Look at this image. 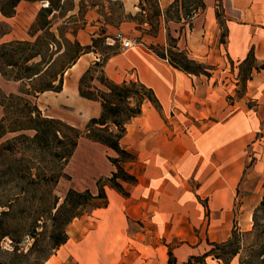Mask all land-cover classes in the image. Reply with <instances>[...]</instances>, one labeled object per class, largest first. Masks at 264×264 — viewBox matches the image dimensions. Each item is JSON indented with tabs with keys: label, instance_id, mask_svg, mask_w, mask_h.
Returning a JSON list of instances; mask_svg holds the SVG:
<instances>
[{
	"label": "crops",
	"instance_id": "obj_1",
	"mask_svg": "<svg viewBox=\"0 0 264 264\" xmlns=\"http://www.w3.org/2000/svg\"><path fill=\"white\" fill-rule=\"evenodd\" d=\"M226 13L225 43L214 57L215 66H224L210 76L185 73L142 43L107 59L109 78L139 80L159 102L158 107L144 102L121 138V145L135 154L128 168L137 180L124 183L127 196L105 185L106 206L92 210L93 234L89 230L76 241L68 237L44 264H61L68 257L77 264H189L191 256L204 254L214 242L228 241L234 231H251L253 207L248 209L247 195L237 190L264 170L262 158L251 162L263 140L264 0H229ZM207 18L215 28L211 7ZM78 38L82 44L91 42L86 29ZM250 50L255 64L263 67H253L245 93L228 100L239 81L228 86V77L237 76ZM98 57L93 51L82 54L69 68L70 79L54 92L81 108V122L101 111L99 101L78 91L80 76ZM247 94L257 99L253 108L247 105ZM201 264L223 263L207 255ZM229 264H239L238 257Z\"/></svg>",
	"mask_w": 264,
	"mask_h": 264
},
{
	"label": "rangeland",
	"instance_id": "obj_2",
	"mask_svg": "<svg viewBox=\"0 0 264 264\" xmlns=\"http://www.w3.org/2000/svg\"><path fill=\"white\" fill-rule=\"evenodd\" d=\"M200 1L204 3L202 7L199 6ZM173 2L174 0L149 1L143 4V9L140 0H64L62 9L59 12L56 11L53 16L50 30L59 41L61 36H65L70 40L77 39L81 43L78 34L80 30L86 29L87 34L91 35V39L92 37L97 38L94 43V50L97 52L94 53H98L101 58L111 54V48H108L106 43H113L117 49L121 50L119 37L121 34L136 40V43L138 40L143 41L144 45L151 46L168 57L171 56L170 51H182L188 58L202 63L209 74H212L215 69L223 68L224 65L215 66L214 57L221 54L220 46L225 43L223 25L228 16L226 8L229 0H178L175 6H171ZM46 4L45 0H22L16 6L12 16L0 15V23L6 30V33L0 37V42L34 40L35 36L31 35L33 25L38 11ZM197 6L199 7L194 9ZM207 7L214 10L215 28L209 24ZM103 30L105 33L102 32ZM91 31L93 33H90ZM102 34L108 37L104 39ZM50 48L56 52L55 45L52 44ZM61 49H63V45H61ZM101 69L96 68L92 72L94 84L99 88H103L97 80L102 75ZM67 71L63 76L66 81L70 79L72 72L69 68ZM228 78L230 80L226 84L229 86L230 83L235 82L233 79H239V74L237 76L230 75ZM225 82L223 80L222 83ZM29 87L30 85L26 81L13 80L0 74V94L5 96L21 94L38 106L42 116L59 118L84 130L86 122L80 121L78 113L81 108L70 105L72 101L69 98H65L63 95L58 96L54 91L38 92L35 96L21 93L22 88ZM231 88L233 90L228 96V100L245 93L244 84L241 81H238L237 87ZM247 99V105L251 108L257 105V99L253 95L247 94ZM4 114L5 108L0 103V119ZM23 132L28 135L34 133L33 130ZM19 133L21 132L6 133L0 138V144ZM260 134L263 135V140L259 143L257 150L251 153L252 163L261 158L264 161V126ZM26 150V156H30V150ZM109 150L112 149L85 136L80 137L72 156L63 166L62 171L66 176L60 177L55 184L17 182L11 178L8 172H5L3 160L0 158V211L4 209L1 204L10 203V208H5L9 209V214L5 216V225L15 240H21L19 251L27 253L26 256L15 258L7 254L6 250H11L13 246L10 237L7 236L0 241V258H11L15 264L17 262L44 264L45 262L36 261L39 252L37 250L55 252L51 250L48 241L52 227L50 216L55 211L52 208L53 202L57 201L56 206L62 203L70 188L78 191L89 189L95 194L99 184H108V179L113 172L117 171L116 165L109 158L119 157L113 150L111 153ZM17 156H19V152ZM123 159L120 157L119 163L124 170L129 172L128 163L134 159L130 161H123ZM251 179L252 182L249 185L245 188L241 187L237 191L242 195L243 193L247 195L248 209L251 210L253 207L251 210L253 214L254 209L264 197V170L262 173L252 176ZM91 208L88 206L81 217L74 218L66 226V233L71 237V241L78 240L82 234H89V230L92 231L91 234L95 231V219ZM258 217L260 223H264V211H260ZM34 230L38 232V240L36 245L28 251L34 240L29 234ZM258 233L253 229L248 232L235 231L234 243L239 247L236 255L239 264H243V261L253 257V252L257 250L261 238ZM91 243H94V240ZM228 254L227 251L224 256ZM251 262L258 264L254 258ZM61 264H77V262L68 257Z\"/></svg>",
	"mask_w": 264,
	"mask_h": 264
},
{
	"label": "trees",
	"instance_id": "obj_3",
	"mask_svg": "<svg viewBox=\"0 0 264 264\" xmlns=\"http://www.w3.org/2000/svg\"><path fill=\"white\" fill-rule=\"evenodd\" d=\"M20 1L22 0H0V15L12 16ZM45 1L47 4L38 11L31 32V35L35 36L34 40L0 42V74L13 80L28 82L30 87L21 89V93L25 95L35 96L38 92L61 91L63 76L67 69L75 64L82 54L91 51L97 52L94 50V43L97 39L95 37H92L91 43L86 45L77 39L70 40L65 36H61L60 41L57 40L50 28L53 23V16L56 11L59 12L62 9L64 0ZM149 1L155 2V0H140L141 7L143 8V4ZM177 2L178 0H174L171 6H175ZM203 5L204 3L200 1L199 6L202 7ZM223 27L226 36L225 23ZM102 32L105 33L104 30ZM4 33L6 30L0 23V37ZM102 35L104 39L108 37L105 34ZM137 42L144 44L140 40ZM52 44L57 47L56 52L51 50ZM61 45H63V49H61ZM106 45L111 48V54L104 58L98 57L91 62L79 78L78 91L80 96L97 100L101 105L99 115L91 117L86 122L84 130H80L59 118L42 116L38 106L21 94L8 96L0 94V103L5 108V114L0 119V138L8 132H21L0 144V158L3 160L4 170L17 182L21 181L24 184L57 183L60 177L66 176L62 171L63 166L72 156L78 139L82 136L112 149L119 156L109 158L116 165L117 171L113 172L108 179V184L98 185V191L95 194L89 189L78 191L70 188L62 203L56 206L57 201L53 202L52 208L55 211L50 216L52 227L48 241L51 250L54 251L67 241L69 236L65 228L74 218L81 217L88 206H91L92 210L106 206L105 185L115 188L125 196L128 195L124 183H135L137 178L134 174L124 170L119 161L120 157L124 158L123 161L133 160L135 154L121 145V138L125 134L126 125L130 120L141 114L144 102L150 101L155 106H159L152 88L139 80L124 79L117 82L105 74L104 66L107 59L121 51L113 43H106ZM147 47L170 65L185 73L211 75L202 63L188 58L182 51H170L171 56L168 57L165 53H161L151 46ZM253 67L262 68L263 64H255L253 52L250 50L247 57L239 64V81L243 82L244 87ZM96 68H102V75L97 80L103 88L94 84L92 72ZM25 130H33L34 133L28 135L23 132ZM26 149L30 150V156H26ZM18 152L19 156H17ZM1 206L4 209L0 211V241L7 236L10 237L13 246L11 250H6V253L13 258L26 256L27 253L19 251L21 240H15L5 225V216L9 214V209L5 208H10L11 205L10 203H3ZM260 211H264V197L252 214V229L259 232L261 237L258 248L253 252V257L243 261V264H254L251 262L253 258L257 260L258 264H264V223L261 224L259 221L258 213ZM29 235L34 240L28 251L36 245L38 232L34 230ZM234 237L235 231L228 241L212 243L211 248L204 254L191 256L189 264H194L192 260L195 264H201L207 255H213V257L221 259L223 264H229L231 259L238 254L239 247L235 245ZM232 246L234 248H231ZM37 251H39L36 256L37 262H45L54 253ZM227 251L229 254L224 256ZM169 263H172L170 250ZM0 264L15 263L11 258H0ZM17 264L21 263L17 262Z\"/></svg>",
	"mask_w": 264,
	"mask_h": 264
},
{
	"label": "built area",
	"instance_id": "obj_4",
	"mask_svg": "<svg viewBox=\"0 0 264 264\" xmlns=\"http://www.w3.org/2000/svg\"><path fill=\"white\" fill-rule=\"evenodd\" d=\"M120 40H121V48H128L136 43V40L131 39L129 37H124L121 34H119Z\"/></svg>",
	"mask_w": 264,
	"mask_h": 264
},
{
	"label": "bare ground",
	"instance_id": "obj_5",
	"mask_svg": "<svg viewBox=\"0 0 264 264\" xmlns=\"http://www.w3.org/2000/svg\"><path fill=\"white\" fill-rule=\"evenodd\" d=\"M46 264H52V261H48V262H46Z\"/></svg>",
	"mask_w": 264,
	"mask_h": 264
}]
</instances>
